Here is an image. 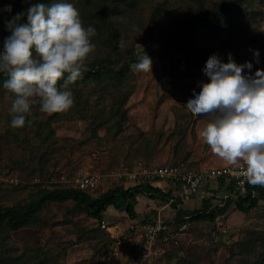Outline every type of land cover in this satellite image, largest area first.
I'll use <instances>...</instances> for the list:
<instances>
[{"label": "rangeland", "instance_id": "obj_1", "mask_svg": "<svg viewBox=\"0 0 264 264\" xmlns=\"http://www.w3.org/2000/svg\"><path fill=\"white\" fill-rule=\"evenodd\" d=\"M12 1L0 0V11ZM68 1L74 6L81 3L77 9L80 14L87 13L83 5L85 0ZM90 1L105 3L106 0ZM169 1L175 3V0ZM193 4L194 1L191 0V5ZM140 17L136 9L131 21H125L126 28L123 31L128 44L137 50L146 46H156L159 32L160 34L164 32L163 26L145 29L144 17L139 22ZM2 20L0 37L3 29L6 30ZM174 20L171 19L172 25ZM254 32L260 33L259 39L243 45L229 38L222 24L212 22L197 30L193 37L195 44L193 51L174 49L160 56L149 57L152 61L151 73L139 72L134 68L142 57L140 55L131 65L129 80L134 87L124 103L127 120L122 131L112 137L111 133L107 135L106 129H98L97 136L101 137L102 141H97L91 136L90 125L86 120L75 117L55 119L50 122V126L54 130L53 137L58 149L50 148V156L44 162L43 171L23 175L16 168H9L12 165L11 160H0V176L17 179V183L11 184L1 180L0 189L15 187L21 189V195H27L29 192L38 191L46 186L52 187L54 184L69 185L61 181L60 177L72 175L78 170L107 173L115 169H131L139 163L179 164L181 167L198 169L235 164L223 160L211 150L200 135L207 118L191 113L185 105L189 99L194 98L193 91L198 94L201 90L198 85L208 82L203 69L207 59L213 54L224 63L228 62L229 53L237 64L249 61L252 64L251 69L244 70L249 75L254 74L256 69L264 70V16ZM253 50L259 52L258 63ZM85 80L87 76H82L80 85ZM47 115L43 114L45 117ZM43 116H40L41 119L45 118ZM33 129V126L28 127L26 132ZM2 131L4 125L0 122V132ZM131 135L157 137L153 154L148 155L139 145V140L129 144L128 137ZM64 138H70L72 141L64 145ZM73 141H76L74 147L67 148ZM37 142L39 140H32L34 145ZM185 153L187 156L184 159ZM119 181H123L125 186L134 184L111 175L101 180L97 187L89 190V194L96 197ZM162 188L164 191L172 189L175 196L178 194L168 183L162 184ZM156 195L150 197L137 193L132 206L136 213L133 218H130L129 213L123 208L117 209L114 214L105 210V219L118 225L119 242L111 239V243L105 245L103 243L105 238L98 240L92 237L91 232L97 228V220L81 210H72L70 201L49 202L39 211L37 222L30 227L27 225L10 232L7 242L18 249L17 253L22 252L24 245L41 246L48 250L52 264H216L229 253L228 244L243 237L247 228L264 229V202L248 213H243L237 210L235 205L230 204L213 223L189 219L186 229L180 233H173L175 237L173 241L150 246L142 240L138 229L135 231L129 228L131 223L138 224L160 215L171 225L172 230L182 219L186 220L178 209L193 210L200 206V200H194L192 197L177 201L179 204L177 208L171 205V202H176L175 200ZM11 203L10 199H3L0 204ZM217 240L220 241L218 245Z\"/></svg>", "mask_w": 264, "mask_h": 264}, {"label": "trees", "instance_id": "obj_2", "mask_svg": "<svg viewBox=\"0 0 264 264\" xmlns=\"http://www.w3.org/2000/svg\"><path fill=\"white\" fill-rule=\"evenodd\" d=\"M89 1L85 0L83 3L87 13H82L80 16L85 27L91 25L96 29L97 35L92 39L96 48L86 61L87 70L82 74L87 76V80L80 85V78L69 86L74 98L70 110L48 114L45 117L37 103L32 105L31 115L26 117L25 126L13 128L11 105L15 96L3 87L8 74L0 72V122L4 125V131L0 132V160H11L12 165L9 168H16L23 175L43 171L44 162L50 156V148L58 149L53 137L54 130L50 126V122L55 119L75 117L86 120L90 125L91 136L97 141H102L101 137L97 136L98 129H106L107 135L111 133L112 137L123 130L127 120L124 103L134 87L129 80L131 65L143 53L148 57H155L174 49L191 52L195 48L193 37L197 30L212 22L222 24L227 36L234 41L243 45L250 44L259 39L260 33L254 30L264 16V0H193V5L191 0H175V3L169 0H106L105 3L90 1L88 4ZM53 2L70 3L68 0H31V3ZM10 5L11 12L0 11V20L3 19L5 22L29 7V4L24 3L23 0H13ZM79 5L81 6V3ZM136 9L141 16L139 22L144 17L145 29L151 30L163 26L164 32L161 34L159 32L156 46H146L137 50L133 45L128 44L127 37L123 35L126 28L125 21H131ZM171 19L174 20L173 25ZM8 35L10 33L3 29L0 37V52L3 51L4 38ZM40 116L45 118L41 119ZM27 120H31V124L27 123ZM32 126L34 129L26 132V129ZM156 138L131 135L128 137V143L132 144L139 140V145L150 155L155 151ZM34 139L39 140L36 145L32 143ZM63 141L65 145L72 139L64 138ZM76 141L67 148L72 149ZM186 156L187 153L183 158L185 159ZM218 182L220 184L210 185L211 188L208 190H212L213 195L201 199L197 209H178L181 216H187L191 221L211 224L232 202L236 209L243 213H248L264 202V186H254L247 181L243 197L235 200L226 197L220 204L222 198L219 196V190L224 180L220 178ZM170 190L164 191L147 182L125 186L123 181L107 188L96 197H91L88 189L60 184L46 186L27 195H21V189L15 187L0 189V203L3 199H10L12 202L10 205L0 204V264H52L48 250L41 246L24 245L22 252L17 253L18 249L7 242L10 232L27 225L30 227L37 222L39 211L49 202L70 201L72 210H81L96 219L97 228L91 232V236L98 240L105 238L103 243L106 245L111 243L113 238L101 228L100 221L105 218L104 212L108 206L123 208L129 213L130 218H133L136 215L132 207L133 200L137 193H143L150 197L158 194L166 199L170 198L171 201L175 200L176 202L170 201L171 205L178 208V202L183 199L175 196L172 189ZM175 228L176 226H173L172 230ZM242 236L230 245L227 243L229 253L216 264H264V229L247 228ZM219 240L216 241L217 245L220 244ZM160 243H165L161 236L156 241V244Z\"/></svg>", "mask_w": 264, "mask_h": 264}, {"label": "clouds", "instance_id": "obj_3", "mask_svg": "<svg viewBox=\"0 0 264 264\" xmlns=\"http://www.w3.org/2000/svg\"><path fill=\"white\" fill-rule=\"evenodd\" d=\"M23 2L29 4L26 11L4 22L10 35L0 52V72L8 74L3 87L15 96L13 128L25 126L37 103L47 114L70 110L74 98L69 86L87 70L86 61L96 48V29L84 26L72 3ZM3 11L11 12V5ZM253 55L258 63V50ZM251 67L249 61L237 64L231 53L227 63L211 55L203 69L208 82L198 85L201 90L193 91L185 107L207 118L200 135L211 150L229 163L245 161L247 181L264 186V70L249 75L244 70ZM134 68L151 73L152 61L143 53Z\"/></svg>", "mask_w": 264, "mask_h": 264}, {"label": "built area", "instance_id": "obj_4", "mask_svg": "<svg viewBox=\"0 0 264 264\" xmlns=\"http://www.w3.org/2000/svg\"><path fill=\"white\" fill-rule=\"evenodd\" d=\"M245 172L246 163L243 160L232 165L202 167L199 169L181 167L179 164L150 165L139 163L138 166L131 169H115L107 173L78 170L69 176L62 175L60 180L72 187L91 190L97 187L105 177L112 175L121 180L134 182V184L147 182L161 189H163L162 183H168L172 188L177 190V196L183 199L193 197L201 200L213 195V191L208 190V188H211L210 185L212 183L220 184L218 179L222 178L224 182L222 188L219 190V196L222 198L219 203L222 204L226 197L235 200L244 196L247 187ZM1 180L9 184L17 183L16 178L8 176H0ZM215 186L217 187V185ZM184 219L186 220H181L174 230H171L170 224L160 217V215L156 216L152 221L138 222V224L131 223L129 228L135 231L138 229L142 240L152 246L156 243L159 236L165 242L173 241L172 239L175 238L173 237L174 234L186 229L189 218L185 216ZM100 226L108 232L110 237L119 242V233L117 234L118 225L116 223H109L104 218L100 221Z\"/></svg>", "mask_w": 264, "mask_h": 264}, {"label": "crops", "instance_id": "obj_5", "mask_svg": "<svg viewBox=\"0 0 264 264\" xmlns=\"http://www.w3.org/2000/svg\"><path fill=\"white\" fill-rule=\"evenodd\" d=\"M162 184H164V183H162ZM194 200H198V199L194 198ZM111 210H113V211H111ZM107 211L114 214L115 212H117V209L114 206H110V208H107Z\"/></svg>", "mask_w": 264, "mask_h": 264}, {"label": "bare ground", "instance_id": "obj_6", "mask_svg": "<svg viewBox=\"0 0 264 264\" xmlns=\"http://www.w3.org/2000/svg\"><path fill=\"white\" fill-rule=\"evenodd\" d=\"M218 195V194H217ZM219 198V197H218Z\"/></svg>", "mask_w": 264, "mask_h": 264}]
</instances>
